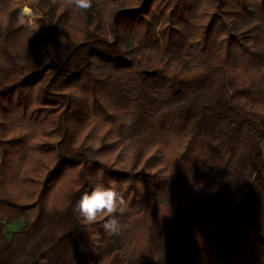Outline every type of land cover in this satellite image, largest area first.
Wrapping results in <instances>:
<instances>
[{
    "label": "trees",
    "instance_id": "obj_1",
    "mask_svg": "<svg viewBox=\"0 0 264 264\" xmlns=\"http://www.w3.org/2000/svg\"><path fill=\"white\" fill-rule=\"evenodd\" d=\"M20 1L0 0V264H264V0H93L80 15L39 0L46 32L13 19ZM74 82L96 105L103 96L100 118L134 147L133 164L75 142ZM33 103L59 138L41 143L55 158L27 220L31 203L8 189L16 151L1 137L4 113L33 118ZM148 153L152 171L137 169ZM75 166L77 187L46 208L47 190ZM97 183L128 201L118 234L74 211Z\"/></svg>",
    "mask_w": 264,
    "mask_h": 264
},
{
    "label": "rangeland",
    "instance_id": "obj_2",
    "mask_svg": "<svg viewBox=\"0 0 264 264\" xmlns=\"http://www.w3.org/2000/svg\"><path fill=\"white\" fill-rule=\"evenodd\" d=\"M19 1V0H15ZM39 0H21L23 4L20 10L13 12V19L20 22V13L25 8L32 9L37 14V23L40 24V29L46 32V21L42 15H39L38 10L32 7V4H36ZM53 1V0H52ZM62 6H59L57 13L65 15L66 6L64 0ZM7 7L0 11V19L3 21L8 17L9 9ZM63 10V11H62ZM35 28V26H33ZM64 31V30H63ZM61 32V31H59ZM65 89L72 91L81 101L79 111L76 112V117L70 121L69 125L73 131V138L77 144H89L94 146L101 145L106 147V151L103 154V159H108L109 162H113L115 165L129 166L133 164V148L132 146H126L122 143L121 139H118L115 134L114 126L111 122L104 118H100L102 113L100 112V104L106 107L103 102V96L98 95L100 102L97 105L94 103L92 96L89 93H83L77 82L70 84ZM31 95L36 97V91L31 92ZM83 100V102H82ZM99 104V105H98ZM36 110L33 118L29 117V113L23 116L22 111L14 113H4L5 122L3 123L6 133L1 137L3 147L10 153L16 151L13 155L12 168H9L8 172V189L21 203H31L30 208L25 212L24 218L31 220L35 214L37 206L36 198L40 192L39 182L43 179L45 172L54 162L55 153L52 150H48L46 147H42L41 143L46 141H53L58 139V132L53 130L51 123L46 122L42 117L40 105L33 103L29 106V111ZM108 110V109H107ZM20 134L24 135L23 142L19 145L7 142V139L11 137H18ZM102 143V144H100ZM142 143L139 144V146ZM39 145V147H38ZM142 151V150H141ZM10 153H7L8 155ZM152 154L148 153L146 156L142 155L137 160V169L145 167L143 170H151L150 160L149 164L145 163V157L151 158ZM148 159V158H147ZM152 159V158H151ZM79 167H66L59 178L54 182V185L47 190L44 195V201L46 208H51L55 205H61L66 194L78 185ZM92 178V177H91ZM94 179V178H93ZM96 183V178L93 181ZM115 186L120 187L121 182L117 184L114 181ZM141 183H139V188ZM122 191V190H121ZM123 192V191H122ZM23 226V221L19 220L12 225H7L6 229L8 233L13 232Z\"/></svg>",
    "mask_w": 264,
    "mask_h": 264
},
{
    "label": "clouds",
    "instance_id": "obj_3",
    "mask_svg": "<svg viewBox=\"0 0 264 264\" xmlns=\"http://www.w3.org/2000/svg\"><path fill=\"white\" fill-rule=\"evenodd\" d=\"M64 5L74 14L80 15L92 8L93 0H64ZM19 19L29 29L35 26V32L40 27L37 23V14L32 9L22 10ZM127 208L128 201L121 191L116 187H105L97 183L90 192L85 191L81 194L74 211L78 213L83 224L92 226L102 221L101 227L104 232L115 235L122 228L117 216L122 215Z\"/></svg>",
    "mask_w": 264,
    "mask_h": 264
}]
</instances>
